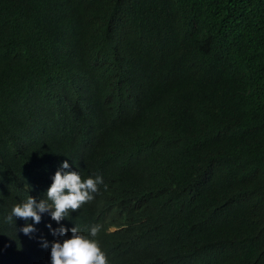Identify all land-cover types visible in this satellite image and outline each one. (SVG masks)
<instances>
[{"label":"trees","instance_id":"16d2710c","mask_svg":"<svg viewBox=\"0 0 264 264\" xmlns=\"http://www.w3.org/2000/svg\"><path fill=\"white\" fill-rule=\"evenodd\" d=\"M58 170L133 194L158 264H264V0H0V264Z\"/></svg>","mask_w":264,"mask_h":264},{"label":"clouds","instance_id":"9594fccd","mask_svg":"<svg viewBox=\"0 0 264 264\" xmlns=\"http://www.w3.org/2000/svg\"><path fill=\"white\" fill-rule=\"evenodd\" d=\"M68 168L65 160L61 169ZM101 184L103 178L98 175L82 179L78 172L58 170L43 199L37 202L28 196L25 202L12 207L7 220L30 218L34 223L20 231L25 235L35 231L41 239L32 250L30 264H158L152 252L158 239L144 242L143 221L135 218L143 206L131 198L133 194L127 192L128 200H120L111 186ZM95 193L101 194L89 235L81 234L72 222L66 229L69 212L92 201ZM68 231L71 236L66 238Z\"/></svg>","mask_w":264,"mask_h":264}]
</instances>
